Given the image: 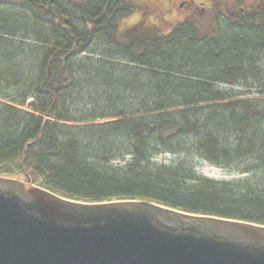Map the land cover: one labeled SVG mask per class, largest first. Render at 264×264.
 I'll list each match as a JSON object with an SVG mask.
<instances>
[{"label":"trees","instance_id":"trees-1","mask_svg":"<svg viewBox=\"0 0 264 264\" xmlns=\"http://www.w3.org/2000/svg\"><path fill=\"white\" fill-rule=\"evenodd\" d=\"M136 8L0 0V175L264 225V1L210 32L122 29Z\"/></svg>","mask_w":264,"mask_h":264},{"label":"water","instance_id":"water-1","mask_svg":"<svg viewBox=\"0 0 264 264\" xmlns=\"http://www.w3.org/2000/svg\"><path fill=\"white\" fill-rule=\"evenodd\" d=\"M0 264H264V225L0 175Z\"/></svg>","mask_w":264,"mask_h":264},{"label":"rangeland","instance_id":"rangeland-1","mask_svg":"<svg viewBox=\"0 0 264 264\" xmlns=\"http://www.w3.org/2000/svg\"><path fill=\"white\" fill-rule=\"evenodd\" d=\"M137 6L136 10L124 17L120 22L122 29L139 21L156 27L162 33L169 32L175 24L189 18L202 31L210 32L214 20L221 15H230L239 8L249 9L264 0H128ZM200 171L213 179H229L221 169L208 163H202ZM2 176H5L2 175ZM25 181L23 175L10 176Z\"/></svg>","mask_w":264,"mask_h":264}]
</instances>
